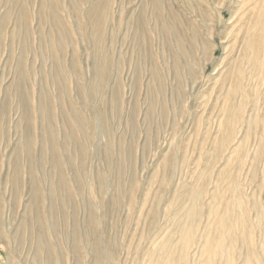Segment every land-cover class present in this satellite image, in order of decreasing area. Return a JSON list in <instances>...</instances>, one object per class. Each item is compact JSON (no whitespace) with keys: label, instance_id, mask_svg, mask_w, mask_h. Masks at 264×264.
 I'll return each mask as SVG.
<instances>
[{"label":"rangeland","instance_id":"rangeland-1","mask_svg":"<svg viewBox=\"0 0 264 264\" xmlns=\"http://www.w3.org/2000/svg\"><path fill=\"white\" fill-rule=\"evenodd\" d=\"M50 1L0 0V264H264V0Z\"/></svg>","mask_w":264,"mask_h":264},{"label":"bare ground","instance_id":"bare-ground-1","mask_svg":"<svg viewBox=\"0 0 264 264\" xmlns=\"http://www.w3.org/2000/svg\"><path fill=\"white\" fill-rule=\"evenodd\" d=\"M145 1L146 0H144L143 1V4L145 3ZM188 2V1H193V0H182V2ZM11 2H12V7H14V6H16V2H17V0H11ZM80 2H81V0H80ZM159 2H160V0H149V3H150V5L151 6H153V7H155L156 8V15H158V12H160V9H159V11H158V9H157V7H158V5H159ZM165 2V1H164ZM93 3H95L94 4V6H91V8L89 9L93 14H95L96 16H101L102 15V13H104V8H105V5L107 6V5H110L111 3H112V1L111 0H104V1H101V2H94L93 1ZM6 4H8V0H6ZM5 4V5H6ZM49 4H50V10H48V12H47V15H48V19L50 18V20L52 21V23H53V25L54 26H58V21H57V19H59L60 20V22L62 21L61 19H60V17H58L57 15H56V13L54 12V9H53V6H52V2L49 0ZM92 4V3H91ZM165 4H166V7H167V10H168V15H170L171 17V19H175V17H174V15H173V6H172V4H171V1L170 0H166V2H165ZM93 5V4H92ZM258 5H259V0H255V2H254V6H253V8H258ZM93 8V9H92ZM259 8H261L260 6H259ZM258 8V9H259ZM24 10V9H23ZM40 15H42V13L40 14ZM263 16H264V12H263V15H262V18H263ZM55 17V18H54ZM156 17V16H155ZM76 18V17H75ZM135 21H136V23H137V25L138 26H140V24H141V21H140V19L138 20V18H136L135 19ZM24 22H26V16H25V13L23 14V15H21L20 17H17V20H16V23H15V26H16V24H17V26H18V28L21 30L23 27H24V24L23 23ZM63 22V21H62ZM76 22H77V20H76ZM78 23V22H77ZM22 24H23V26H22ZM26 24H27V22H26ZM63 25V24H62ZM27 26V25H26ZM25 26V27H26ZM1 27H2V25H1ZM15 28V27H14ZM59 28V27H58ZM28 29V28H27ZM26 29V30H27ZM60 29H61V27H60ZM12 30H13V28H12ZM11 30V31H12ZM63 30V29H62ZM62 30H61V32H62ZM22 31V30H21ZM20 31V32H21ZM15 32V31H14ZM14 32H12V34H14ZM19 32V31H18ZM18 32H17V34H16V36L18 35ZM61 32H60V34H61ZM24 33V32H23ZM22 33V34H23ZM29 33V32H28ZM2 34H3V31H2V33H0V38L2 37ZM15 35V34H14ZM20 35V34H19ZM28 35V34H27ZM68 35H69V33H68ZM29 36V35H28ZM66 36V35H65ZM19 37V36H18ZM62 37V36H61ZM25 33H24V40H25ZM17 40V39H16ZM27 40H28V37H27ZM3 41V40H2ZM27 42V41H26ZM28 46H29V44H28ZM27 48V47H26ZM21 49V48H20ZM28 49H29V47H28ZM23 51V50H22ZM10 52V51H9ZM20 53V52H19ZM21 55V54H20ZM263 56H264V54L262 55V57L261 58H263ZM260 58V59H261ZM9 60V59H8ZM264 60V59H263ZM11 61V60H10ZM9 61V62H10ZM17 61V63H16V75H17V85H18V88H20L21 90H22V94H21V99L24 101V110H23V113L25 114V117L27 118L28 116H29V112H28V108H27V105H26V98H25V94H24V92H25V90H26V83H27V81H26V77H25V74H24V70H23V66H22V58L19 56V58L16 60ZM262 62H264V61H262ZM23 65H24V62H23ZM98 67V66H97ZM25 69V68H24ZM98 69V72H99V74H103V73H106V70L104 71V68L103 67H98L97 68ZM100 69V70H99ZM56 71V70H55ZM55 74H56V72H55ZM55 76V75H54ZM57 77V76H56ZM57 79V78H56ZM58 80H61V78H58ZM25 89V90H24ZM27 97V96H26ZM29 121H30V118H29ZM29 131H28V128H27V130H26V139H27V135H29V133H28ZM25 145H26V150L28 151V155H30V153H29V150H30V147H29V145H28V141L26 142L25 141ZM32 145V144H31ZM15 151V150H14ZM57 153V152H56ZM52 155H54V154H52ZM50 156H51V154H50ZM53 157V156H52ZM19 158V157H18ZM30 160H31V158H29ZM53 162H54V164L56 165V160L54 159L53 160ZM18 163H19V159H18ZM30 164L32 165V160L30 161ZM41 165V164H40ZM1 166V165H0ZM14 170H13V173H12V176H10V179H11V181L13 182V180H14V187H16V184H19V186L21 187L20 188V190L21 189H23V181H22V179H20L21 178V169H20V167H19V165L18 164H15L14 163V168H13ZM42 170V169H41ZM63 172H61V171H59V177H58V184H57V186H58V188L60 187V188H62V187H65L66 185H68L67 184V180L65 179V175H63L62 174ZM34 174H33V169L32 168H30V165H29V176H28V184H27V189H26V191L28 192V200H27V203H26V205H25V207L24 208H26L27 210H29V212L31 213L32 211H34V210H39V209H37L38 208V205H39V202H41L40 201V199H41V197L43 196H41V193H40V190H39V188H38V186L39 185H37L38 183H36V181L38 180V179H35V177L33 176ZM9 176V175H8ZM40 176V175H39ZM7 177V176H6ZM6 177H5V179H6ZM39 181V180H38ZM37 181V182H38ZM57 188V189H58ZM66 188H68L69 189V187H66ZM25 189V188H24ZM21 192V191H20ZM44 202V201H43ZM40 207H41V205H40ZM34 214V213H33ZM32 214V215H33ZM23 215H26V212H25V214H23ZM31 215V214H30ZM37 215V214H36ZM35 215V216H36ZM38 215H40L39 213H38ZM29 216V215H28ZM31 217L32 216H30V219H31ZM38 217V216H37ZM24 218V217H23ZM27 218V217H26ZM37 219V218H36ZM42 219V218H41ZM25 220V219H24ZM33 220V219H32ZM38 220V219H37ZM36 220V221H37ZM34 221V220H33ZM23 222H25V221H23ZM22 222V224H23V227H24V225H25V223H23ZM38 222H39V220H38ZM42 222H43V220H42ZM78 221L76 220V223H75V225H74V230H73V237H72V245H73V248H75L74 246H78V244H77V237H78V234H79V231H78V223H77ZM40 223H41V221H40ZM50 223L52 224V222L50 221ZM64 223V222H63ZM21 224V225H22ZM37 225V224H36ZM44 225V224H43ZM42 225V226H43ZM38 227H40L39 229H41V224H40V226H38ZM37 227V228H38ZM44 227V226H43ZM48 228V227H47ZM42 230V229H41ZM40 230V231H41ZM39 231V230H38ZM39 231V232H40ZM42 231H44V230H42ZM41 231V232H42ZM46 231V230H45ZM40 232V233H41ZM35 234V233H34ZM41 235V234H40ZM67 236V235H66ZM85 236V235H84ZM86 236H87V234H86ZM92 236H93V233H92ZM39 237V236H38ZM94 238V237H93ZM92 238V239H93ZM68 239V238H67ZM99 238H94L93 239V246H92V250H93V252H94V257H93V261H92V264H97L98 262H100V261H102V255H103V251H102V249H101V246L98 244V243H100L99 242V240H98ZM39 240V239H38ZM97 240V241H96ZM101 241V240H100ZM41 244H44L43 243V241L40 243V241L38 242V245H41ZM35 246H37V245H35ZM39 247V246H38ZM36 248V247H35ZM40 248V247H39ZM45 248V247H44ZM77 248V247H76ZM76 248H75V250H76ZM43 250V249H42ZM82 250V249H81ZM41 252V251H40ZM44 252V251H43ZM37 254V253H36ZM46 254H47V252H46ZM9 255H10V258H9V260H8V262L7 263H5V264H16L15 263V261L13 260V259H11V253L9 252ZM46 256V255H45ZM52 257V256H51ZM37 258V257H36ZM48 258H49V256H48ZM54 259V258H53ZM52 259V260H53ZM48 260V259H47ZM49 261H51V259H49ZM54 261V260H53ZM79 261V260H78ZM77 261V262H78ZM98 261V262H97ZM55 263V262H54ZM64 263V262H63ZM62 264V263H61ZM78 264V263H77ZM91 264V263H90ZM206 264H210V262L208 261ZM245 264H250V263H248V261L245 263Z\"/></svg>","mask_w":264,"mask_h":264}]
</instances>
